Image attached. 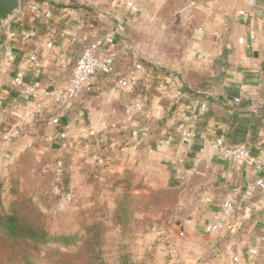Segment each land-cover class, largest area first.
I'll return each instance as SVG.
<instances>
[{"label": "crops", "instance_id": "crops-1", "mask_svg": "<svg viewBox=\"0 0 264 264\" xmlns=\"http://www.w3.org/2000/svg\"><path fill=\"white\" fill-rule=\"evenodd\" d=\"M251 13L248 26L235 15L225 21L214 18L208 36L181 49L182 55L171 62L160 53H148V59L138 55L130 22L136 13L122 0H23L21 14L0 32L3 178L9 174V160L26 149L56 146L57 131L48 119L64 110L59 129L69 143L61 151L63 158L82 155L92 166L110 161L119 174L141 175L145 192L163 186L172 193V203L158 206V214L170 212L158 234L168 243L176 241L180 254L209 252L216 258L256 249L264 243V192L250 194L247 187L259 176L264 158V6ZM117 21L124 22V35L138 59L163 72L167 90H159L151 75L140 72L135 92L114 93L108 81L97 80L90 93L51 107L45 92L64 89L82 50L113 32ZM115 51L125 73L131 66L124 62L121 43ZM31 55L38 61L32 62ZM18 73L24 75L21 84L16 82ZM26 86L38 90L36 99L25 96ZM39 106L45 108V117H25L27 110ZM144 126L145 137L140 135ZM184 129L195 132L190 143L181 138ZM219 138L248 147L250 160L238 165L222 159L210 149ZM236 190V233L192 239L193 232L220 215L222 203ZM185 248L191 251L184 253Z\"/></svg>", "mask_w": 264, "mask_h": 264}, {"label": "rangeland", "instance_id": "rangeland-1", "mask_svg": "<svg viewBox=\"0 0 264 264\" xmlns=\"http://www.w3.org/2000/svg\"><path fill=\"white\" fill-rule=\"evenodd\" d=\"M134 1L139 10L130 22L136 52L146 58L160 53L171 62L181 49L208 36L214 18L225 21L264 6V0ZM68 141L57 138L56 146L26 149L9 160L5 178L0 169V210L54 234L42 242L12 238L0 228V264H264V243L254 256L245 249L216 258L209 252L180 254L176 241L158 234L170 213L158 214V206L172 203V193L163 186L145 192L141 175L119 174L110 161L92 166L82 155L63 158ZM53 217L57 221L51 226ZM70 231L76 233L66 242ZM236 256L239 262L233 261Z\"/></svg>", "mask_w": 264, "mask_h": 264}, {"label": "built area", "instance_id": "built-area-1", "mask_svg": "<svg viewBox=\"0 0 264 264\" xmlns=\"http://www.w3.org/2000/svg\"><path fill=\"white\" fill-rule=\"evenodd\" d=\"M128 10L136 13L139 8L134 0H122ZM253 19V14L247 11H240L236 15V21L241 22L243 25H250ZM117 26L113 32L107 33L103 37L95 38V40L86 46L79 57L76 59L73 66L71 76L64 89H54L45 92L47 96L52 99L51 107H59L65 100H74L78 96L84 93H90L97 80H104L106 83H110V90L114 93L121 91L135 92L137 86L141 82L138 78V74L143 72L148 77L151 75L155 80L157 87L161 91L167 90V84L164 82L166 77L163 72L156 69L154 66L147 65L140 61L135 55V51L130 44L129 39L126 37L124 30V22L117 21ZM253 38V35H251ZM240 43L244 42V39L239 40ZM122 44L125 50L124 62L129 63L131 68L127 69L125 73H121L119 70L118 53L115 51L117 45ZM50 42L47 47H52ZM30 60L37 62L36 55H31ZM24 75L18 73L16 82L22 83ZM108 81V82H107ZM25 96L28 99H36L38 96V90L33 86H26L24 89ZM238 102V100H237ZM201 114L207 112L206 107L201 108ZM46 116L45 108L42 106L30 108L25 113V117L29 119H38ZM64 117V110L57 111L56 114H52L48 122L51 126L56 128L58 138L65 140L67 133L60 131L61 119ZM147 127L144 126L141 130V136L147 135ZM96 132L91 130L89 136L94 137ZM181 138L183 142L190 143L195 138V132L191 129H184ZM66 147V145H65ZM210 149L218 154L224 160H232L238 165H244L251 158L250 150L246 146H231L228 145L223 139L219 138L210 144ZM64 163L60 161L58 168L62 171ZM258 177L248 185L247 190L250 194H257L264 192V158L258 166ZM238 190L234 191L231 198L222 203L220 208V215L209 223L205 224L200 231H195L191 234L192 239L196 240L200 235L202 236H218V235H233L236 233V226L233 222V215L236 211V197ZM181 238H185V233L179 234ZM256 249H249L248 255L254 256ZM234 262H239V257L233 258Z\"/></svg>", "mask_w": 264, "mask_h": 264}, {"label": "trees", "instance_id": "trees-1", "mask_svg": "<svg viewBox=\"0 0 264 264\" xmlns=\"http://www.w3.org/2000/svg\"><path fill=\"white\" fill-rule=\"evenodd\" d=\"M53 218L55 220L52 221L51 226L57 221L55 217ZM0 228H2L12 238H29L42 242L49 241L54 238V234L49 227L40 228L39 226H35L24 221L17 214L9 213L3 210H0ZM74 233H71L70 231L63 239L66 242H69L71 239L70 236H73Z\"/></svg>", "mask_w": 264, "mask_h": 264}, {"label": "water", "instance_id": "water-1", "mask_svg": "<svg viewBox=\"0 0 264 264\" xmlns=\"http://www.w3.org/2000/svg\"><path fill=\"white\" fill-rule=\"evenodd\" d=\"M23 9V0H0V32L19 16Z\"/></svg>", "mask_w": 264, "mask_h": 264}]
</instances>
